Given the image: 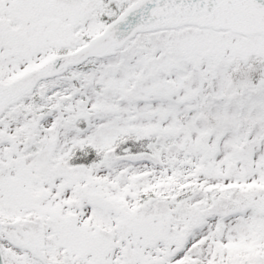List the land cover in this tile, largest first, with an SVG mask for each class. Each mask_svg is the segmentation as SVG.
Listing matches in <instances>:
<instances>
[{
	"label": "snow or ice",
	"instance_id": "1",
	"mask_svg": "<svg viewBox=\"0 0 264 264\" xmlns=\"http://www.w3.org/2000/svg\"><path fill=\"white\" fill-rule=\"evenodd\" d=\"M0 264H264V0H0Z\"/></svg>",
	"mask_w": 264,
	"mask_h": 264
}]
</instances>
